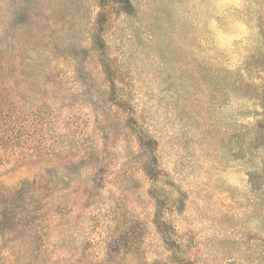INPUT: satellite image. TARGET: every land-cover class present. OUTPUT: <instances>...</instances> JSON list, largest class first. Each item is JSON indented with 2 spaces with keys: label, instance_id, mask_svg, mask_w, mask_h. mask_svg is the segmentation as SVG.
Segmentation results:
<instances>
[{
  "label": "rangeland",
  "instance_id": "374dc122",
  "mask_svg": "<svg viewBox=\"0 0 264 264\" xmlns=\"http://www.w3.org/2000/svg\"><path fill=\"white\" fill-rule=\"evenodd\" d=\"M0 264H264V0H0Z\"/></svg>",
  "mask_w": 264,
  "mask_h": 264
}]
</instances>
